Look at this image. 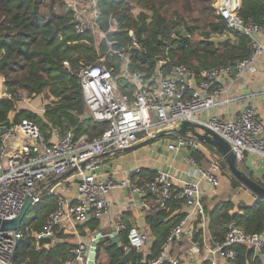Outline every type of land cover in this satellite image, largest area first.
Instances as JSON below:
<instances>
[{
	"label": "built area",
	"instance_id": "2783aa9c",
	"mask_svg": "<svg viewBox=\"0 0 264 264\" xmlns=\"http://www.w3.org/2000/svg\"><path fill=\"white\" fill-rule=\"evenodd\" d=\"M65 3L72 12L71 27L77 35L90 32L105 38L98 0H65ZM215 7L217 15L226 21L227 32L212 36L210 40L222 43L231 33H241L250 41L246 59L235 65L201 71L197 79L182 65L165 69L161 60L146 74L132 69V53L136 50L146 53L147 50L129 31L127 45L115 47L112 42L106 43V55L118 63L117 75L114 67L105 63V57L83 66L78 72L79 89L90 120L107 125L99 137L75 139L72 132L60 135L53 129L50 137L45 138L36 124L14 123L9 119L10 127L2 135L0 146V220L15 219L27 198L32 199L29 210L37 208L44 199H51L55 207L39 231L24 226L17 232H0V264H29L28 260H15L16 247L25 235L31 238L36 249L46 250L53 245L40 246L41 240H54L57 233L79 239V228L84 224L92 220L100 222L110 216L113 205L110 195L122 189L130 193L132 207L140 208L146 215L165 210L172 197L186 210V217L171 230L160 256L153 261L144 257L150 242L146 232L138 227L128 228L121 221L108 220L87 242L73 243L65 264H88L90 243L98 233H112V230L116 236L126 235L128 246L124 251L133 250L135 256H142L140 264H185L195 258H199L200 264H228L236 258L232 247L237 245L253 247L264 263V253L260 252L264 247V229L260 234H248L236 222H230L224 239L212 242L211 247L190 242L188 238L185 227L190 219L201 217L199 228L204 229L203 185L214 190L220 186L222 171L217 160L201 166L186 154L182 157L183 169L171 166L172 171H157L149 180L140 176L142 169L138 166L132 170L99 172L102 159L107 158L102 155L128 149L162 131L166 132L163 138L176 135L171 131L177 130L183 121L203 126L219 136L229 145L237 162L254 159L264 171V120L252 106H245L235 116H209L204 120L197 117L218 105L228 106L233 100L227 94L244 73L256 71L255 63L264 53L259 40L264 26L238 16L237 0H230L228 4L215 0ZM113 24L110 32L116 31ZM180 30L186 38H191L184 27ZM120 79L124 85H119ZM2 90L4 99H10L5 88ZM44 102L45 106L48 101ZM40 113H44L43 108ZM163 138L146 147H150L151 155H158L162 150L175 155L186 149L198 151L202 148L201 142L191 136L176 135L173 141ZM171 161L174 163V159ZM115 174H121V178L117 179ZM236 190L249 196L252 203L258 201L243 186ZM229 191L226 201H230L234 189ZM186 243L189 248H185ZM173 250L175 255L170 256Z\"/></svg>",
	"mask_w": 264,
	"mask_h": 264
},
{
	"label": "trees",
	"instance_id": "16d2710c",
	"mask_svg": "<svg viewBox=\"0 0 264 264\" xmlns=\"http://www.w3.org/2000/svg\"><path fill=\"white\" fill-rule=\"evenodd\" d=\"M46 1L0 0V77L4 81L5 93L11 97L0 100V131L10 127L11 118L14 123L29 121L36 124L45 138L50 137L53 129H57L60 135L72 132L75 139L81 136H87L89 140L99 137L107 125L91 120L83 121L87 112L82 96L76 94V90L80 88L78 72L83 66L95 64L100 57H105V63L114 67L117 75L118 63L106 55V43L112 42L115 47L127 45L130 42L129 31L134 33L140 45L147 50L146 53L137 50L132 53V69L146 74L156 68L157 58L161 57L165 69L182 65L197 79L201 71L235 65L250 53L249 39L238 32L231 33L222 43L210 40L212 36L227 32L226 21L214 14L213 0H98L105 38L90 32L77 35L71 27L72 12L65 2L49 0V14H46L43 13ZM58 1L62 6L61 14L53 10L54 3ZM133 5L141 9V14L137 17L131 14ZM237 6L238 16L264 26V0H237ZM113 23L116 31L110 32ZM182 27L191 34V38L185 37L180 30ZM196 30L204 31L203 38L194 41L192 35ZM118 83L124 85L121 79ZM21 94L27 98L44 95L48 101L44 106V113H17L16 103ZM175 138L176 135H172L163 139L173 141ZM1 141L2 136L0 146ZM201 145L202 148L198 151L186 149L184 152L194 157L201 166H206L211 160L219 162L222 171L219 188L225 186L226 189L233 190L242 187L230 174L227 162L216 154L213 147L204 143ZM142 150L102 159L99 172L112 171L120 162V157L128 160L132 156H141ZM236 166L238 168L237 163ZM239 170L264 188V174H260L258 168L250 171L242 164ZM140 176L149 180L155 176V172L143 169ZM213 201L212 209H209V203L203 205L206 217L203 230L199 228L202 225L201 217L196 216L187 222L185 231L190 242L206 245L207 236L212 242H220L224 239L230 222H236L248 234L262 233L264 199L247 204L240 202L237 206L223 198ZM54 207L53 201L42 200L29 217L24 219L21 228L29 226L32 230L39 231ZM180 210L181 203L172 197L165 210L146 217L151 240L144 256L147 261L160 256L171 230L186 217ZM99 227L100 222L92 220L79 230L82 232L87 228L94 232ZM81 234L85 236L84 232ZM121 242V247L100 245L97 256L99 251L104 250L107 264H117L128 246L127 237L123 236ZM50 243L53 246L48 250L36 249L31 238L25 235L16 247L15 260H28L29 264H65L69 250L74 246L69 242V237L57 233L54 240L42 239L40 246ZM232 250L236 252V258L228 264H264L253 247L237 245ZM260 252L264 253V247ZM172 255L171 251L170 256ZM141 259L142 256L136 255L133 264H140Z\"/></svg>",
	"mask_w": 264,
	"mask_h": 264
},
{
	"label": "crops",
	"instance_id": "0c3cea01",
	"mask_svg": "<svg viewBox=\"0 0 264 264\" xmlns=\"http://www.w3.org/2000/svg\"><path fill=\"white\" fill-rule=\"evenodd\" d=\"M259 40L264 47V34L260 35ZM255 66H256V71L255 72L249 71V72L244 73L242 75V77L238 80V82H236L234 84V86L232 87L230 92L227 94V97L231 98L233 100L228 106L218 105L208 112L199 114L197 116L198 119L204 120L206 117H209V116H220L222 118L232 116V115L235 116L245 106L250 105L255 109L258 116H260L264 120V53L259 58V60L255 63ZM0 84L3 87L2 89H4L3 79L1 77H0ZM41 108L44 109V106H41ZM16 109H17V113H21L24 111H28V112L32 113L31 110H29L27 108H17L16 107ZM37 114H41V113H37ZM140 150H142V149H140ZM142 151H143L142 155L137 156L139 158H137L136 156H132L131 158L126 160V158L120 157V162L117 163L113 167L112 171H110L108 173L119 172V170H121L122 168L123 169L129 168V170H132V169L136 168L137 166L140 167L142 170L148 169V170H151L154 172L172 171V169L170 168L171 166H173L177 169H183L184 168L183 164L181 163L182 157L186 156V153L184 151H181L179 154H175V155L170 154V153H165L163 150L158 155H151L150 147L149 148H143ZM119 156H123V154H120ZM172 159H174V163L171 161ZM112 161H113V159H111V162ZM256 161L257 160H254V159L253 160L252 159H246L245 161H243V165L250 171L258 168L260 171V174L264 173V171L257 165ZM115 176L117 179L121 178V174H115ZM203 188L205 190V195H204L203 200H202L203 205L209 203L210 204L209 209L213 208V205H214L213 200L214 199H218V198H223V200L228 199V192L231 189L230 188V189L226 190L225 186H223L221 188L214 190V189L209 188L207 185H203ZM234 191H235L234 193H236V195H234V193H233L231 198L229 197L230 202L233 205L237 206L240 203V201L237 202V199H238L237 197H239L241 199V203H245V204L252 203L251 198H249V196L244 195L243 193H240L236 189H234ZM225 196H227V198H225ZM110 200L113 203L110 216L108 218H106L105 220L100 221V226L106 225L105 223L108 220H112L114 222L121 221L128 228L138 227L141 230H143L144 232H146V234L148 235L149 229H148V227L146 225V221H145V219L148 215H146L144 213V211H142L140 208L134 209L132 207V205H133L132 204V198L130 196V193L127 190L122 189V190L113 191L112 194L110 195ZM180 212H183L186 214V210L184 209L182 204H181ZM82 232H84L85 236L86 235L88 236V239H89V236L94 233V232H90L87 228L83 229ZM82 232L79 230V236L80 237H79V239H77V241L79 240L81 242H85V241L87 242L88 239L87 240H80L81 237L82 238L85 237V236H82V234H81ZM123 236H126V235L125 234H119V236H118L120 238L121 245H122L121 238ZM148 238H149V236H148ZM71 243L73 244L75 242H71ZM109 243H110V240H108L105 244H102V245H108ZM205 244L208 247L212 246V241H211V238L209 236L206 237V243ZM171 248H172V246H171ZM185 248H189V243L185 244ZM102 251H104V250H102ZM172 252L175 255V250H173ZM100 253H101V251H99V254ZM105 256H106V254H105ZM96 257H98V260H99V258H101V256H97V253H96ZM96 257H95L94 261L100 263L99 261H97ZM198 261H199V258L191 259V260L185 262V264H197Z\"/></svg>",
	"mask_w": 264,
	"mask_h": 264
},
{
	"label": "water",
	"instance_id": "95a60500",
	"mask_svg": "<svg viewBox=\"0 0 264 264\" xmlns=\"http://www.w3.org/2000/svg\"><path fill=\"white\" fill-rule=\"evenodd\" d=\"M157 60H161V57L157 58ZM76 94L81 95L80 89L76 90ZM90 120V116L85 114L83 117V121ZM7 132L6 128H2L0 131V136L4 135ZM178 136H191L197 139L199 142L207 144L215 150L216 154H218L223 160L227 162V166L229 169L230 174L250 193L255 195L258 199H264V188L260 187L257 183L252 181L244 172L239 170L236 166V158L234 154L231 152L229 145L224 142L219 136L214 134L213 132L207 130L203 126H199L196 124L189 123L187 121H183L178 125V129H174L171 131ZM166 132L162 131L155 134L152 137H149L132 147L124 150H118L113 153H107L102 155L101 157H108V156H116L120 154L134 152L143 148H146L148 145L152 144L154 141L161 139L165 136ZM32 203L31 198H27L24 205L22 206L19 215L9 221H1L0 220V232H7V231H19L22 222L26 218V214L29 210L30 204ZM115 231L112 230L111 232H103L97 234V238L90 243L89 247V255L88 264H94V260L96 257V248L102 244H105L108 240L110 243L108 246L121 247L120 238L116 236L114 233ZM107 235H110L108 237ZM174 240V237L171 238ZM135 262V255L133 250L124 251L123 256L120 258L117 264H133ZM142 264V263H141Z\"/></svg>",
	"mask_w": 264,
	"mask_h": 264
},
{
	"label": "rangeland",
	"instance_id": "374dc122",
	"mask_svg": "<svg viewBox=\"0 0 264 264\" xmlns=\"http://www.w3.org/2000/svg\"><path fill=\"white\" fill-rule=\"evenodd\" d=\"M61 2H65V0L64 1L61 0ZM64 4H66V3H64ZM48 7H49V0L46 1L45 6L43 7V13L49 14ZM212 7L215 10L214 14L217 15V9L215 7V0H213ZM53 10L57 14H61L63 12L62 6H60V1L54 3ZM131 14L133 15V17H137L139 14H141V9L133 5V7L131 8ZM202 32H204V31L203 30H196L192 35L193 40L197 41L199 39H202L203 38ZM2 99H4L3 96L0 98V100H2ZM44 101H47V100H45L44 95H40V96L35 97V98H27L24 94H21L19 101L16 103V107L17 108H27V109L31 110L32 113L37 114V113H40V111L42 110L41 106H44V104H45ZM236 163L238 164V168L241 169L243 161L242 162L236 161ZM262 174H264V173H262ZM229 192H231V191H229ZM234 195H236V193H234ZM225 198H227V196H225ZM237 198H238L237 202H239V201L241 202V199L239 197H237ZM32 211H33V208L28 210V212L26 214V218L29 217V215ZM87 239H88L87 235L84 238H82V237L80 238V240H87ZM76 241H77L76 237H69V242H76ZM99 256H101V258H99L100 264H107L105 252L101 250V253L99 254Z\"/></svg>",
	"mask_w": 264,
	"mask_h": 264
},
{
	"label": "bare ground",
	"instance_id": "6f19581e",
	"mask_svg": "<svg viewBox=\"0 0 264 264\" xmlns=\"http://www.w3.org/2000/svg\"><path fill=\"white\" fill-rule=\"evenodd\" d=\"M224 3L228 4L230 2V0H223Z\"/></svg>",
	"mask_w": 264,
	"mask_h": 264
}]
</instances>
